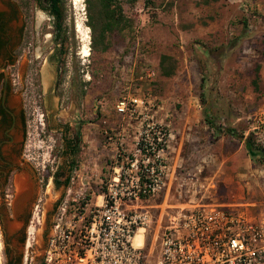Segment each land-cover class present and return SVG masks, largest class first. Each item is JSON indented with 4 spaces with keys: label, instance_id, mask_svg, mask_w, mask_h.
<instances>
[{
    "label": "rangeland",
    "instance_id": "374dc122",
    "mask_svg": "<svg viewBox=\"0 0 264 264\" xmlns=\"http://www.w3.org/2000/svg\"><path fill=\"white\" fill-rule=\"evenodd\" d=\"M118 1L132 26L108 33V49L96 51L91 49L89 23L98 18L99 1L62 0L67 55L57 90L63 96L59 108L65 110L73 95L75 120L84 121L69 187L72 195L101 191L114 155L132 149L138 130V120L119 115L116 102L133 95L148 99L150 112L157 111L154 118L174 132L165 187L158 197L142 203L151 206L143 253L145 261L152 262L159 241L155 251L145 254L182 200L194 197L264 218V161L248 154L244 140L223 132L233 128L244 139L252 133L255 117L264 114V0ZM256 65L260 77L255 88ZM163 69L172 73L165 75ZM34 79L26 153L36 157L32 161L40 162L41 169L54 164L49 154L59 134L46 128ZM42 82L46 91L47 77ZM28 226L22 242L20 224L0 206V264H22L32 249L34 261L40 259L47 225Z\"/></svg>",
    "mask_w": 264,
    "mask_h": 264
},
{
    "label": "built area",
    "instance_id": "2783aa9c",
    "mask_svg": "<svg viewBox=\"0 0 264 264\" xmlns=\"http://www.w3.org/2000/svg\"><path fill=\"white\" fill-rule=\"evenodd\" d=\"M115 110L138 120L132 149L114 155L97 194L72 195L68 188L40 264H264V218L194 197L168 215L145 254L159 241L156 258L145 261V241L138 245L134 238L152 221L151 206L142 203L165 187L174 132L154 118L157 111L150 112L152 104L142 96L121 97ZM251 131L264 148V114L255 117ZM24 262L35 264L33 249Z\"/></svg>",
    "mask_w": 264,
    "mask_h": 264
},
{
    "label": "flooded vegetation",
    "instance_id": "af4514ba",
    "mask_svg": "<svg viewBox=\"0 0 264 264\" xmlns=\"http://www.w3.org/2000/svg\"><path fill=\"white\" fill-rule=\"evenodd\" d=\"M29 3L28 7L26 0H0V206L7 209L11 221L20 224L19 239H25L29 224L38 223L47 225L42 233L47 240L69 188L81 146L80 124L84 121L75 120L77 101L73 95L68 97L65 110L59 108L63 96L57 90L67 47L62 19L54 11L57 4L55 0ZM43 27L51 30L42 31ZM43 76L47 77L46 91ZM33 79L41 91L46 128L59 134L49 154L54 164H43L41 169L37 167L40 162L32 161L36 157L26 153L28 97Z\"/></svg>",
    "mask_w": 264,
    "mask_h": 264
},
{
    "label": "trees",
    "instance_id": "16d2710c",
    "mask_svg": "<svg viewBox=\"0 0 264 264\" xmlns=\"http://www.w3.org/2000/svg\"><path fill=\"white\" fill-rule=\"evenodd\" d=\"M98 18L97 20L89 23V26L92 31L91 35V49L96 51H106L110 45V42L107 38L108 33H112L114 31L122 32L125 29H128L132 26V21L130 18L126 17L123 13L122 6L120 5L118 0H98ZM149 0H147L148 2ZM204 2L209 1H216V0H203ZM57 4V9H55V14L58 18L62 19L61 30L63 33V38L65 42L67 40L66 31L63 28V21H64V9H63V2L62 0H55ZM97 30V36H96ZM66 55H67V48H66ZM166 60V57H163V60ZM259 65L255 67V77L252 79V84L255 88L258 86L259 80ZM163 73L165 75L171 74L172 70H164ZM82 92V91H81ZM225 133L232 134L234 137L238 139L244 140V146L248 152V154L254 158L259 157L261 160L264 161V148L262 145L254 140L252 136L253 133H249L247 137L243 139V135L236 133L233 128H225ZM79 152V151H78ZM76 163V162H75ZM75 165V164H74ZM24 242V240H21ZM20 261V260H19ZM18 261V262H19Z\"/></svg>",
    "mask_w": 264,
    "mask_h": 264
},
{
    "label": "bare ground",
    "instance_id": "6f19581e",
    "mask_svg": "<svg viewBox=\"0 0 264 264\" xmlns=\"http://www.w3.org/2000/svg\"><path fill=\"white\" fill-rule=\"evenodd\" d=\"M82 0H76V4H78L79 2H81ZM87 38H88V35H86L85 36V38L83 39V41L84 42H86L87 41ZM83 54L85 55V56H87V55H89V48H88V46L85 44L84 45V48H83ZM143 229H140L138 232H137V235H138V238H137V235L135 236V238H134V242L136 243V244H138V245H141L142 244V241H141V239H142V237H143ZM140 237H141V239H140ZM136 238H137V240H136ZM144 238V237H143ZM1 251V250H0Z\"/></svg>",
    "mask_w": 264,
    "mask_h": 264
},
{
    "label": "crops",
    "instance_id": "0c3cea01",
    "mask_svg": "<svg viewBox=\"0 0 264 264\" xmlns=\"http://www.w3.org/2000/svg\"><path fill=\"white\" fill-rule=\"evenodd\" d=\"M252 217H253V216H252ZM145 233H146V232H145ZM145 233H144V235H143L144 238L142 237V239H141V237H140L142 243H144V241L146 240V239H145ZM137 238H138V235H137ZM137 238H136V240H137Z\"/></svg>",
    "mask_w": 264,
    "mask_h": 264
},
{
    "label": "water",
    "instance_id": "95a60500",
    "mask_svg": "<svg viewBox=\"0 0 264 264\" xmlns=\"http://www.w3.org/2000/svg\"><path fill=\"white\" fill-rule=\"evenodd\" d=\"M37 249V248H36ZM43 250V249H42ZM41 259V257H40ZM40 259L38 261H35V264H40Z\"/></svg>",
    "mask_w": 264,
    "mask_h": 264
}]
</instances>
